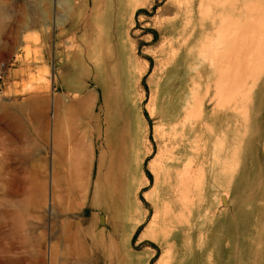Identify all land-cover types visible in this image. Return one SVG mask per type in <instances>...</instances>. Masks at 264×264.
I'll list each match as a JSON object with an SVG mask.
<instances>
[{
	"label": "rangeland",
	"instance_id": "1",
	"mask_svg": "<svg viewBox=\"0 0 264 264\" xmlns=\"http://www.w3.org/2000/svg\"><path fill=\"white\" fill-rule=\"evenodd\" d=\"M36 1L0 0V264H264V0ZM72 91L103 110L98 212L49 172Z\"/></svg>",
	"mask_w": 264,
	"mask_h": 264
},
{
	"label": "crops",
	"instance_id": "2",
	"mask_svg": "<svg viewBox=\"0 0 264 264\" xmlns=\"http://www.w3.org/2000/svg\"><path fill=\"white\" fill-rule=\"evenodd\" d=\"M77 57L84 58L82 54H78ZM86 57L91 59L96 55L88 54ZM71 58L70 52L64 53L62 57L64 60ZM86 67L90 71V66ZM68 80L73 79L64 81ZM63 94L69 96L56 95L53 92L50 101L52 119L48 124L49 172L52 154L53 176L63 178L65 181L67 173L72 180L77 174L83 179L80 190L83 208L98 212V140H103V110L99 108L98 92L72 91ZM83 106L85 110L82 109ZM98 109L100 114L96 116L95 112ZM56 147L59 148V152L56 151ZM55 166L57 175H54ZM95 221L96 224L90 228L93 233L98 229L96 217Z\"/></svg>",
	"mask_w": 264,
	"mask_h": 264
},
{
	"label": "bare ground",
	"instance_id": "3",
	"mask_svg": "<svg viewBox=\"0 0 264 264\" xmlns=\"http://www.w3.org/2000/svg\"><path fill=\"white\" fill-rule=\"evenodd\" d=\"M33 1L37 2L36 0H33ZM39 1H43V0H39ZM3 20H4V15L0 12V25L2 24V21H3ZM233 25H235V24H233ZM256 40H257V39H256ZM222 41H223V40H222ZM258 41H259V40H258ZM224 42H225V41H224ZM255 43H256V44H255ZM255 43H253L252 46H254V45L257 46V45H259V46H258L259 48L262 47V46H260V43H262L261 41L258 42V43H257V41H255ZM224 45H225V44H224ZM230 47H231V46H230ZM234 47L236 48V46H234ZM237 47H238V46H237ZM241 48H242V47H241ZM241 48H240V49H241ZM230 49H231V48H230ZM230 49H228V50H230ZM260 49H261V48H260ZM228 50H227V53L229 52ZM231 50H232V49H231ZM235 50H236V49H235ZM261 50H263V48H262ZM238 51H239V48H238ZM238 51H237V52H238ZM221 52H224V50L221 51ZM221 52H220V55H221ZM237 52H235V53H237ZM239 52H240V51H239ZM172 53H175V52H172ZM233 53H234V52H233ZM175 54H177V53H175ZM172 55H173V54H172ZM172 55H171V56H172ZM225 55H226V54H225ZM225 55H224V58H225ZM241 55H242V58H241V57H240V58L243 59V64H242V67H241L240 69L243 68V70H244V69L246 70V69L251 65V61L255 58L254 50H252V49H242V51H241ZM235 56H236V55H235ZM238 57H239V56H238ZM171 58H172V57H171ZM219 58H220V57H219ZM219 60H220V59H219ZM221 60H223V59H221ZM169 61H170V60H169ZM222 62H223V61H222ZM238 62L240 63V61H238ZM236 63H237V62H236ZM239 63H238V64H239ZM218 64H220V63H218ZM233 64H234V63H233ZM220 65H221V64H220ZM220 65H219V66H220ZM221 66H222V65H221ZM235 67H236V69H237L238 66L236 65ZM240 69H238V70H239V73H243L242 70H240ZM233 70H234V68H233ZM232 73H234V72H232ZM224 74H225V73H224ZM235 74H236V73H235ZM236 75H237V74H236ZM236 75H234V77H235ZM239 75H240V74H239ZM237 78H238V77H237ZM232 81H233V80H232ZM234 81H235V80H234ZM226 82H227V80H225L224 77H222V79L219 80V83L221 84V85H220V84H219V85L222 86V87H221V91L224 90V87H223L224 85H223V83H225V84L228 83V82H227V83H226ZM230 84H231V82H230ZM232 85H233V84H232ZM173 86H174V84H173ZM220 86H218V87H220ZM232 87H233V86H232ZM232 87H231V88H232ZM225 88H227V87H225ZM222 89H223V90H222ZM233 89H234V88H232V90H233ZM178 90H180V89H178ZM229 90H230V88L228 89V91H229ZM228 91H227V92H228ZM225 93H226V92H225ZM219 94H220V92H219ZM222 94H224V93H222ZM219 96H220V95H219ZM221 97H223V95H222ZM205 98H206V97H205ZM196 105H197V104H196ZM197 106H198V105H197ZM201 110H202V109H201ZM2 116L4 117L5 115L2 114ZM0 118H1V117H0ZM142 118H143V117H142ZM130 122H131V121H130ZM157 129H159V128H157ZM157 129H156V130H157ZM158 131H159V130H158ZM169 133H170V132H169ZM178 146H179V145H178ZM179 150H180V149H179ZM167 162H168V161H167ZM169 162H170V161H169ZM173 163H174V162H173ZM186 165H187V168H188V164H187V163H186ZM186 165H185V166H186ZM190 165H191V164H190ZM191 167H192V166H191ZM187 168H186V170H187ZM183 169H184V167H183ZM184 170H185V169H184ZM188 170H190V168H189ZM182 171H183V170H182ZM174 172H175V171H174ZM186 172H187V171H186ZM188 172H190V171H188ZM192 173H193V172H192ZM180 175H181V174H180ZM188 175H189V174H188ZM184 176H186V175H184ZM180 177H181V176H180ZM188 178H189V176H188ZM189 179H190V178H189ZM189 179H188V180H189ZM169 180H170V179H169ZM171 180H172V179H171ZM171 180H170V181H171ZM185 182H186V181H185ZM187 182H188V181H187ZM190 182H191V181H190ZM179 185H180V184H179ZM188 185H189V183H188ZM188 185H187V186H188ZM178 188H179V187H177V189H178ZM186 188H187V187H186ZM181 189H183V188H181ZM183 190H185V189H183ZM183 193H184V191H183ZM180 194H181V193H180ZM184 196H185V194H184ZM144 197H145V199H148V200L150 199V196H149V194H147V193L144 194ZM225 199H226V198H225ZM225 199H224V200H225ZM174 209H175V208H174ZM151 220H152V219H151ZM153 220H154V219H153ZM141 221H142V220H141ZM139 223H140V222H139ZM149 224H150V223H149ZM151 225H152V224H151ZM151 225H150V226H151ZM150 228H151V227H149L148 230H150ZM147 232H148V231H147ZM146 235H147V234H146ZM146 235H145V236H146ZM145 236H144V237H145Z\"/></svg>",
	"mask_w": 264,
	"mask_h": 264
},
{
	"label": "built area",
	"instance_id": "4",
	"mask_svg": "<svg viewBox=\"0 0 264 264\" xmlns=\"http://www.w3.org/2000/svg\"><path fill=\"white\" fill-rule=\"evenodd\" d=\"M5 71H4V64H1L0 66V87L3 84L4 78H5Z\"/></svg>",
	"mask_w": 264,
	"mask_h": 264
},
{
	"label": "trees",
	"instance_id": "5",
	"mask_svg": "<svg viewBox=\"0 0 264 264\" xmlns=\"http://www.w3.org/2000/svg\"><path fill=\"white\" fill-rule=\"evenodd\" d=\"M146 174H147L148 178L151 179V175L147 171H146ZM141 200L143 201L142 198H141ZM137 234H138V232H136V234L134 235L133 240H135V238L137 237Z\"/></svg>",
	"mask_w": 264,
	"mask_h": 264
}]
</instances>
